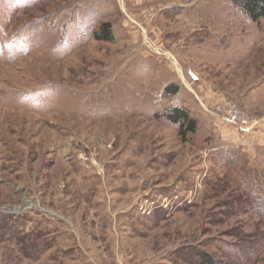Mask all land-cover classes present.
<instances>
[{
  "label": "rangeland",
  "instance_id": "374dc122",
  "mask_svg": "<svg viewBox=\"0 0 264 264\" xmlns=\"http://www.w3.org/2000/svg\"><path fill=\"white\" fill-rule=\"evenodd\" d=\"M262 205L264 19L232 0H0V264H264Z\"/></svg>",
  "mask_w": 264,
  "mask_h": 264
},
{
  "label": "trees",
  "instance_id": "16d2710c",
  "mask_svg": "<svg viewBox=\"0 0 264 264\" xmlns=\"http://www.w3.org/2000/svg\"><path fill=\"white\" fill-rule=\"evenodd\" d=\"M232 3L240 8L245 15L252 21L259 22L264 19V0H232ZM103 30V36H98L99 39L110 38V27L107 22L100 25ZM177 88L173 85L165 86L164 93L174 94ZM165 117L174 124L179 126V133L182 137L186 136L187 132H194L196 128V119L191 117L188 110L184 107H173L165 113ZM245 189V188H244ZM259 206V205H254ZM264 205H262V208ZM260 208V206H259ZM201 259V264H212V260L208 254L201 252L198 256Z\"/></svg>",
  "mask_w": 264,
  "mask_h": 264
},
{
  "label": "built area",
  "instance_id": "2783aa9c",
  "mask_svg": "<svg viewBox=\"0 0 264 264\" xmlns=\"http://www.w3.org/2000/svg\"><path fill=\"white\" fill-rule=\"evenodd\" d=\"M216 109L217 113L222 115L228 122L236 124L240 127L247 126L251 123V118L237 105H234L231 102Z\"/></svg>",
  "mask_w": 264,
  "mask_h": 264
}]
</instances>
